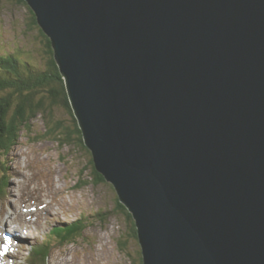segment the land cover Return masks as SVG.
<instances>
[{"label": "water", "instance_id": "1", "mask_svg": "<svg viewBox=\"0 0 264 264\" xmlns=\"http://www.w3.org/2000/svg\"><path fill=\"white\" fill-rule=\"evenodd\" d=\"M142 264H264V0H26Z\"/></svg>", "mask_w": 264, "mask_h": 264}, {"label": "rangeland", "instance_id": "2", "mask_svg": "<svg viewBox=\"0 0 264 264\" xmlns=\"http://www.w3.org/2000/svg\"><path fill=\"white\" fill-rule=\"evenodd\" d=\"M40 30L32 22L28 5L0 0V52H13L19 59L44 65L46 43ZM53 115L65 126L76 125L62 107L54 109ZM30 125L0 156V264H23L30 248L46 239L53 241L47 264H140V246L131 234L133 218L128 220V214L119 209L112 183L97 181L90 150L77 140L78 134L59 141L46 134L41 115ZM8 215L11 219L3 224ZM10 220L19 240L9 234ZM82 221L86 228L71 243L59 245L49 238L53 228Z\"/></svg>", "mask_w": 264, "mask_h": 264}, {"label": "trees", "instance_id": "3", "mask_svg": "<svg viewBox=\"0 0 264 264\" xmlns=\"http://www.w3.org/2000/svg\"><path fill=\"white\" fill-rule=\"evenodd\" d=\"M18 1L28 5L26 0ZM28 7L30 8L29 5ZM30 13L32 22L39 26L31 8ZM40 32L46 43L44 65L32 60L19 59L13 52H0V156L7 154L9 148L17 143L22 128L29 129L31 121L38 115L43 116L45 120L46 134L57 137L59 141H69L72 139V134L76 132L77 140L83 143L82 132L69 102L65 80L54 57L51 40L42 29ZM59 107L72 114L76 122L74 128L65 126L62 121L54 119V109ZM89 162L97 181H107L95 170L92 158ZM6 180V176L3 175L2 181ZM0 193H2V184H0ZM118 201L119 209L128 214V220L132 219V214L127 212V208L120 200ZM85 228L86 224L84 226L83 221L66 223L63 227L54 228L49 238L52 237L59 245L71 243L70 239L78 237ZM132 228L131 234L137 238L134 221ZM52 242L51 239H46L42 244L32 247L23 264L46 263L48 253L53 247ZM140 264H142V258Z\"/></svg>", "mask_w": 264, "mask_h": 264}, {"label": "bare ground", "instance_id": "4", "mask_svg": "<svg viewBox=\"0 0 264 264\" xmlns=\"http://www.w3.org/2000/svg\"><path fill=\"white\" fill-rule=\"evenodd\" d=\"M11 206V205H10ZM11 208V207H10ZM12 208H13V206H12ZM14 210H16V208L14 207ZM46 210H48V211H50L51 210V208L50 207H46ZM50 212H52V211H50ZM9 218L11 219V217L8 215V217H4V219H3V224H5V222H7L8 220H9ZM10 223H8V226L9 227H12V224H13V222H12V220H10L9 221ZM10 232H12V233H9V234H13L14 236H15V238L16 239H18L19 240V238L18 237H16V235L15 234H17V232H15V230H14V228L12 227V230H10ZM14 238V239H15ZM1 240H2V238H0V242H1ZM8 240H11L9 237H8ZM3 241V240H2ZM4 243H5V240H4ZM10 249V248H9ZM11 249H13V248H11ZM14 257H16V255H13ZM13 256H10V257H13Z\"/></svg>", "mask_w": 264, "mask_h": 264}, {"label": "snow or ice", "instance_id": "5", "mask_svg": "<svg viewBox=\"0 0 264 264\" xmlns=\"http://www.w3.org/2000/svg\"><path fill=\"white\" fill-rule=\"evenodd\" d=\"M5 240H6V241L8 240V237H7V236H5ZM4 248H5V250H6V245L4 246Z\"/></svg>", "mask_w": 264, "mask_h": 264}, {"label": "clouds", "instance_id": "6", "mask_svg": "<svg viewBox=\"0 0 264 264\" xmlns=\"http://www.w3.org/2000/svg\"><path fill=\"white\" fill-rule=\"evenodd\" d=\"M91 153V152H90ZM92 162H93V160H92ZM94 165V164H93ZM95 168V167H94ZM96 170V169H95ZM6 176V175H5ZM7 179H8V177H6ZM134 221V220H133ZM36 246V245H35ZM33 247H34V245H33ZM141 250V249H140ZM142 258V257H141Z\"/></svg>", "mask_w": 264, "mask_h": 264}]
</instances>
